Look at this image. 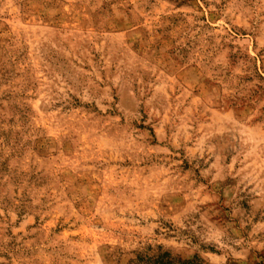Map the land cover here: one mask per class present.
Here are the masks:
<instances>
[{
  "label": "rangeland",
  "instance_id": "rangeland-1",
  "mask_svg": "<svg viewBox=\"0 0 264 264\" xmlns=\"http://www.w3.org/2000/svg\"><path fill=\"white\" fill-rule=\"evenodd\" d=\"M264 264V0H0V264Z\"/></svg>",
  "mask_w": 264,
  "mask_h": 264
},
{
  "label": "trees",
  "instance_id": "trees-1",
  "mask_svg": "<svg viewBox=\"0 0 264 264\" xmlns=\"http://www.w3.org/2000/svg\"><path fill=\"white\" fill-rule=\"evenodd\" d=\"M151 248L137 252L136 261L139 264H203L202 259L193 255L190 258H182L180 255L172 254L168 250H162L157 246L155 250L149 252Z\"/></svg>",
  "mask_w": 264,
  "mask_h": 264
}]
</instances>
